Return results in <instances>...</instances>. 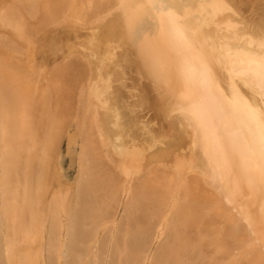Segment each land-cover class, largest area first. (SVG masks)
Returning a JSON list of instances; mask_svg holds the SVG:
<instances>
[{"label":"bare ground","instance_id":"bare-ground-1","mask_svg":"<svg viewBox=\"0 0 264 264\" xmlns=\"http://www.w3.org/2000/svg\"><path fill=\"white\" fill-rule=\"evenodd\" d=\"M248 26L227 0H0V264H146L157 235L152 264H264V25ZM140 110L160 126L143 141ZM79 134L75 186L47 200Z\"/></svg>","mask_w":264,"mask_h":264},{"label":"rangeland","instance_id":"rangeland-1","mask_svg":"<svg viewBox=\"0 0 264 264\" xmlns=\"http://www.w3.org/2000/svg\"><path fill=\"white\" fill-rule=\"evenodd\" d=\"M227 2L232 6V7H234V9H235V11H236V13H237V15H238V19H239V21L243 24L244 23V25H252L253 27L254 26H263L264 25V0H227ZM243 19V20H242ZM210 26H214L213 24L212 25H210ZM209 26V27H210ZM248 26V27H249ZM208 27V28H209ZM230 29V28H229ZM65 43V42H64ZM33 52V51H32ZM65 54V53H64ZM64 54H63V56H64ZM20 56V55H19ZM24 55H22V56H20L19 57V59H23L24 57H23ZM16 57L18 58V56L16 55ZM22 57V58H21ZM31 57H32V55H31ZM65 57V56H64ZM34 58L35 59H37V56L34 54ZM39 58V57H38ZM116 60H118V58H116ZM24 61V60H23ZM20 63V62H19ZM35 63H36V61L35 62H33V66H35ZM43 70H44V72H46L47 71V68H46V70H45V67H43L42 68ZM134 72V71H133ZM128 73H129V71H128ZM132 72H130V75L126 78V80H125V83H126V86H128L130 89H125V88H122V89H125V91H126V94H127V101L126 100H124V102L126 103V104H131L132 102H134L133 100V98H131L128 94V91L130 90L131 91V89H132V84H133V82H136V85H138V83L137 82H140L139 81V79L138 78H133V73L131 74ZM135 73H137V72H134V74ZM139 74V73H138ZM136 77H139V76H137V74L135 75ZM133 78V79H132ZM43 81V82H42ZM41 82H42V86L40 87V89H45L46 87H47V81H46V79H45V81L43 80V78H42V80H41ZM46 83V84H45ZM45 85V86H44ZM113 90H118L119 88H121V84L120 83H118V82H115V83H113ZM117 88V89H116ZM41 92H42V90H41ZM84 92L85 93H87V89H85L84 90ZM163 92V91H162ZM41 94V93H40ZM40 94H38L37 95V97H39V95ZM88 94V93H87ZM42 95V94H41ZM149 96V95H148ZM39 99H40V97H39ZM38 100V98L36 99V101ZM138 100H136L135 102H137ZM163 103H164V101L162 100V98L161 97H159V98H157L156 99V102H155V105H156V107H157V109H161L162 107H160V106H163ZM142 110H140L138 113H135V114H133L132 116H131V118H133V119H135V120H139V127H137V129L138 130H136V129H134V133L135 132H138L140 135H143V133H145L146 131V134L147 133H149V131H151V130H153V131H157L158 129H160V126H158V122L157 121H154V122H152V117H151V115H152V113H147L148 111L147 110H145V111H143V112H141ZM146 122V123H145ZM148 124V126H146ZM75 123L72 125V126H70V128H69V130H70V132L71 133H73L74 132V129H75ZM140 126H142L141 128H140ZM144 128V129H143ZM72 129V130H71ZM140 129H143V130H140ZM145 130V131H144ZM140 131H142V132H140ZM132 134V133H131ZM145 135V134H144ZM143 135V136H144ZM82 136H83V134L82 135H80L79 134V136H78V144L77 145H75L74 147H73V151L71 152V150H70V148L68 149V147H69V145H67L68 144V137H67V135L66 136H64L63 137V139L61 140L62 142H61V144L59 145V148H57V151H56V155H55V157L53 158V173H54V175H53V178H52V180H53V183H52V186L50 187V190H49V192H48V195H47V200L48 199H50L49 197H51L49 194H52L53 193V191H55V190H62V191H67V190H69L70 188H71V186H75V183H76V178H77V176H78V172H79V167H78V162H77V158H78V155H79V153H80V151H81V144H82ZM147 135H145L144 137H142L141 136V138L140 139H142V141L143 140H145L144 138L146 137ZM146 138H148V136L146 137ZM140 147H142L141 146V144L139 145ZM107 148V149H106ZM106 148H104V150L107 152V150L109 149L108 147H106ZM109 157H111L112 158V156H108V158H107V163H106V165H108V167H109V169H110V171H116V170H118V171H116V172H119V167L117 168V164H115V162H114V160L113 159H109ZM115 159H117V158H115ZM113 161V162H112ZM112 163H114V165H112ZM146 163V161L144 160V162H142V164H145ZM116 168V170H114ZM121 172H119V175H120V179H121V181H122V183L123 184H125L126 182L125 181H123V179H125L126 180V175H123V174H120ZM137 175V174H136ZM136 175L134 174V175H131V176H127V178L129 179L130 177H132V176H134V177H136ZM122 176H124L123 178H122ZM131 179V178H130ZM135 179H138V176H137V178H132L131 179V181H130V183L128 182V180H126L127 181V183H126V185H127V187H129L128 186V184L130 185V184H132V185H130V186H133V185H135L136 183H137V180H135ZM135 180V181H134ZM132 182V183H131ZM138 184V183H137ZM126 185H125V187H126ZM126 190V189H125ZM52 192V193H51ZM127 193V191H125L124 193H123V195H121V199H120V201H121V204L119 205V207H118V212H116V217H115V219L113 220V221H111L108 225H107V228L106 227H104L105 229H101V231H100V237H101V239L106 235V236H108L110 233H111V229H113L114 230V228H116L117 227V225H118V223L119 222H122L121 220H123V218H124V216H125V213H124V206H125V204H126V202H127V200H129V195H128V193ZM46 200V201H47ZM230 206V208H231V206H233V204L231 205H229ZM234 212V211H233ZM236 212V211H235ZM114 222V223H113ZM242 224H246L245 222H242ZM112 225V226H111ZM113 227V228H112ZM103 230V231H102ZM102 232V233H101ZM107 232V233H106ZM109 232V233H108ZM105 236V237H106ZM159 236H161V235H157V237L154 239V243H153V246H152V249H151V251H150V253H149V256H148V259H147V261H146V264H152L153 262V260H152V257H153V254H154V252L156 251V249L163 243V240H165V238L164 237H161V239L160 240H158L160 237ZM104 237V238H105ZM164 238V239H163ZM159 245V246H158ZM99 250L101 251V249L99 248ZM99 250H98V246L97 247H95V249H94V252H95V254H98V252H99ZM244 250H247V248H245ZM108 253V254H107ZM106 253V255H103L102 256V258H104L105 259V263H108L109 262V260H110V253L109 252H107ZM239 254H240V251H238V254L236 253V256H238L237 258H236V256H235V258L236 259H240L241 258V256H239ZM101 258V257H100ZM234 258V259H235ZM63 259V258H62ZM65 259H67V258H65ZM64 259V260H65ZM95 260V259H94ZM66 261V260H65ZM65 261H63V260H61L60 262H61V264H65L64 262ZM68 261H69V259H68Z\"/></svg>","mask_w":264,"mask_h":264}]
</instances>
